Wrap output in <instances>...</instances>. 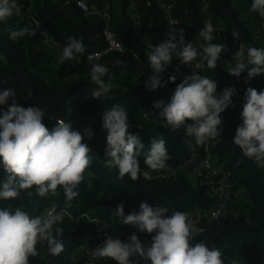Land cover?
<instances>
[{
    "label": "trees",
    "instance_id": "1",
    "mask_svg": "<svg viewBox=\"0 0 264 264\" xmlns=\"http://www.w3.org/2000/svg\"><path fill=\"white\" fill-rule=\"evenodd\" d=\"M78 1L23 0L22 15L13 13L8 19L0 21V54L6 57V60H0V91L12 88L22 106L41 108L45 113L43 122L49 129L58 119H63L71 123L75 130L91 128L94 133L91 140L86 136L83 140L91 149L89 155L92 163L83 174L84 178L76 189L79 195L71 201L70 207H66L62 188H58L55 195L49 194L47 197L37 196L33 188L21 190L20 197L16 199L0 198V209L11 206L15 210L19 207L32 217L43 216L52 206L57 207V213H64L63 222L58 225L63 228L64 251L59 256H53L42 242L37 245L39 254L30 258V264H116L115 261L99 257L97 260H90L84 255L79 257L77 250L85 245L93 247L99 228L111 224L121 233L120 239L132 233L152 239L154 233L137 232L133 226L121 223L120 218L114 215V209L121 203L125 215L133 210L138 212L140 204L144 202L152 207H157L161 202L169 206L172 212L184 213L190 210L209 213L217 203L209 196L207 186L202 185L201 180L194 183L185 171L168 179H146L142 176L143 171L151 170L144 164V153L152 137L159 136L166 140L169 163L176 170L190 158V149L195 143L194 138L186 136L185 126L173 131L159 116L160 110L154 109V101L167 102L171 95L166 99L154 96L139 80L142 74L152 70L147 61L151 53L149 44H159L167 39V34L176 35L178 40L179 29L184 30V36L196 31L200 43L206 45L199 35L205 26L200 1L162 0L182 7L190 20L187 25H177L175 30H171L160 0H151L152 8L147 0H108L111 4L110 25L130 51L112 52L101 59H91V62L90 54L104 47L101 34L106 22L99 20L93 23L77 6ZM86 1L89 5L103 6V0ZM205 1L210 13L223 21L230 32L238 33L239 39L248 47L262 48L251 32L255 21L260 18L257 12L251 10L252 0ZM133 3L150 18V22L145 23L139 31L134 29L130 14ZM26 26L35 29L36 35H26L16 41L10 39V31ZM41 31L51 35L56 46L44 44ZM69 37L81 39L85 51L79 62L61 63L59 57ZM213 37L212 42L220 44L214 34ZM134 53L139 56L138 59L134 58ZM226 58L223 51L216 68L210 69L221 86L227 80V73L221 65ZM95 63L105 65L112 77L111 80L108 75L104 77L111 89L100 98L92 95V90L97 88L90 78ZM234 80L240 87L264 90V75L248 80L245 71L239 77L234 76ZM221 93L217 90V95ZM10 104L11 99L8 101ZM113 104L124 106L128 114L129 131L138 133L145 145L138 157L141 171L135 181L127 175L119 178L116 168L106 166V131L102 129V113ZM8 105H0V115L7 111ZM221 117V135L214 138L215 155L244 189L248 205L236 215L207 223V230L198 237L197 242L202 241L210 248H218L224 264H264V167L245 157L233 143L236 128L242 123L235 107L227 108ZM7 176L0 164V181ZM28 191L33 193L31 197L27 195ZM87 238H91L92 243ZM141 242L146 247L151 245V242ZM140 264L150 262L141 260Z\"/></svg>",
    "mask_w": 264,
    "mask_h": 264
},
{
    "label": "clouds",
    "instance_id": "2",
    "mask_svg": "<svg viewBox=\"0 0 264 264\" xmlns=\"http://www.w3.org/2000/svg\"><path fill=\"white\" fill-rule=\"evenodd\" d=\"M17 9L16 0H0V21L11 17ZM251 10L264 18V0H252ZM177 40L176 35L167 34V39L157 44L148 55V65L154 75L145 82L148 90H156L162 85L163 73L171 64L173 53L177 52L183 64L190 65L198 56L197 48L185 42L184 30ZM215 29L211 21L200 30L199 35L206 42L201 45L203 59L210 69L216 68L217 61L224 51L223 44L213 43ZM35 36V29L23 27L10 31V39L16 41L25 36ZM238 39V33L232 32ZM85 51L81 39L69 37L59 57L65 61L79 62ZM236 64L229 71L235 77L247 72L250 80L264 73V48L240 46L234 53ZM0 60H6L0 54ZM91 62V57H89ZM109 69L100 63L91 68V81L97 85L92 90L94 98H100L110 91V84L104 77ZM175 82L176 77H169ZM247 82V81H246ZM237 90L225 88L217 95V82L202 75H188L177 85L169 101H154V109L166 121L173 131L185 126L187 137L194 138L196 145H202L208 139L221 135L223 123L221 114L233 105L232 97ZM12 88L0 91V105H8L7 111L0 115V164L8 174L0 181V198L4 200L20 197L21 190L35 189L39 197L55 195L62 188L66 207L79 193L78 185L85 171L92 163L91 149L83 142L85 136L91 140L94 136L91 128L75 130L73 125L58 119L49 129L44 121L45 113L37 106H22ZM245 103L240 118L242 123L236 128L233 143L243 155L253 159L264 167V90L257 91L248 87L244 94ZM130 124L126 109L121 104H113L102 113V129L106 131V166L116 168L119 178L129 176L133 181L139 178L138 157L145 145L138 133L129 131ZM170 159L166 140L155 136L144 153V164L151 170L163 169ZM28 191L27 195L32 196ZM114 215L121 223L133 226L137 232L153 234L150 246H145L136 233L127 241L118 237L107 238L95 248L94 257L115 261L116 264H224L218 248L209 247L204 242L191 244L200 229L190 222L186 213L174 211L169 214L166 206L152 207L141 203L139 211L133 210L125 215L123 203L114 209ZM64 213H49L47 216L32 217L19 207L0 209V264H30V258L39 253L37 245L45 243L48 252L59 256L64 251L62 241ZM136 258V259H133Z\"/></svg>",
    "mask_w": 264,
    "mask_h": 264
},
{
    "label": "built area",
    "instance_id": "3",
    "mask_svg": "<svg viewBox=\"0 0 264 264\" xmlns=\"http://www.w3.org/2000/svg\"><path fill=\"white\" fill-rule=\"evenodd\" d=\"M22 1L23 0H16L17 9L14 10V14L17 16H20L23 13ZM199 1L201 4V12L204 15L205 24L211 21L215 29L213 34L216 40L225 46L224 53L226 54L227 58L224 59L221 64L223 70L227 73L225 85H219L218 78L215 76L213 71L207 67V62L203 59V49L200 47L202 44L198 39L196 31L184 36L185 42L192 43L198 51L197 58L193 60L190 65L181 63L177 54V50V52L173 53L171 64L163 73L159 74L162 78L163 86L156 90H148L145 87V82L148 81L150 76L154 75L152 70L142 74L139 83L142 84L143 87L154 96L166 99L169 95L174 93L175 88L183 81L184 77L188 75L207 76L208 78L217 82V90H220L221 92L227 87H233L237 90L236 94L232 97V100L236 109V115L240 118L241 112L243 110V104L245 103L244 94L247 88L237 85L235 83L234 76L231 75L229 71L235 66L237 62L234 53L241 45L244 46L245 50L248 48V45L241 41L239 37L236 39L232 35V32H230L227 28V25L223 21L216 19L210 13L209 6L205 0ZM160 4L168 18V25L171 30H175L177 25H187L190 22L186 11L182 7H178L174 2H165L160 0ZM77 6L89 17H95L98 20H104L106 22L105 28L101 34L104 47L94 50L89 56L91 59H101L106 54L112 52L127 53L130 51L123 40L119 38L115 28L110 25L111 4L108 0H103L102 7H99L95 4L89 5L86 0L78 1ZM130 14L134 29L137 31L141 30L145 23L150 22L149 16L145 12L141 11L135 3H133L130 8ZM251 32L255 40L258 42L259 47L264 48V18L260 17L255 21L254 26L251 28ZM40 33L42 35L44 44L48 46L54 44L53 46H56V43H54L51 35L46 34L43 31ZM155 46L156 44L150 43L149 50L152 52ZM134 58L138 59L139 56L134 53ZM172 75H175L176 77L174 83L169 79V77ZM261 75H264V73H261ZM260 78H262V76ZM215 143L216 142L214 139H208L202 145H196L194 143L190 149V158L177 170L170 166L168 159L166 166L163 169L149 171L145 170L142 172V176L146 179H168L178 176V173L180 171H184V169L194 159L197 160L195 167L200 168L201 171L193 181L194 183H197V181L201 180L202 185L207 186L209 196L216 200L217 203L216 206L209 211V213H203L198 210H190L186 213L190 222L200 229L199 233L193 237L191 241L193 246L197 243L198 237L207 230V223L220 220L229 215H236V213H238L241 208H245L248 205L245 198L244 189L239 186L238 182L235 180L234 174L231 171L226 170L223 164L220 163L218 157L215 155ZM157 206H166L169 209V214L172 213L170 207L166 204L159 202ZM49 213H57V207L52 206L49 208L47 212L41 216V218L47 216ZM136 234L138 235L140 241L152 242L151 238L139 233ZM130 235L131 234L127 235L121 240L127 241ZM107 236H111L110 232H108V227L104 226L99 228L98 232L96 233L94 245L90 252V260H97L98 257H94L93 252L95 248L107 238Z\"/></svg>",
    "mask_w": 264,
    "mask_h": 264
},
{
    "label": "rangeland",
    "instance_id": "4",
    "mask_svg": "<svg viewBox=\"0 0 264 264\" xmlns=\"http://www.w3.org/2000/svg\"><path fill=\"white\" fill-rule=\"evenodd\" d=\"M201 171L200 168H197L195 167L194 169H192V171H190L188 174H189V177L190 179L193 181L194 179H196L197 175L199 174V172ZM108 232H110L111 235H114L115 237H118L120 239L121 237V233L111 225H109L108 227ZM88 240L91 239V238H87ZM89 243H91V241H89ZM86 245L84 246L85 249H82V251H77L79 254V257L81 256H86V257H89L90 258V252H91V246H88L87 249L88 251H85L86 250ZM82 253V254H81ZM78 256V255H77Z\"/></svg>",
    "mask_w": 264,
    "mask_h": 264
},
{
    "label": "water",
    "instance_id": "5",
    "mask_svg": "<svg viewBox=\"0 0 264 264\" xmlns=\"http://www.w3.org/2000/svg\"><path fill=\"white\" fill-rule=\"evenodd\" d=\"M147 2H148V4H149V6L152 8V3H151V0H147ZM250 159V158H249ZM251 160H253V159H251ZM197 164V160L196 159H194L185 169H184V171L186 172V173H189L190 171H192V169L195 167V165Z\"/></svg>",
    "mask_w": 264,
    "mask_h": 264
},
{
    "label": "crops",
    "instance_id": "6",
    "mask_svg": "<svg viewBox=\"0 0 264 264\" xmlns=\"http://www.w3.org/2000/svg\"><path fill=\"white\" fill-rule=\"evenodd\" d=\"M91 19H92V21H93V23H96L97 21H99L97 18H95V17H90ZM90 240V239H89ZM91 241V243H92V241L93 240H90ZM88 246H91V245H88ZM87 246V247H88ZM87 247H86V250L85 251H88V249H87ZM82 249H85L84 248V246L83 247H81V248H79L77 251H82ZM91 249H92V246H91ZM78 253V252H77ZM82 254V253H81ZM78 256H79V254H77Z\"/></svg>",
    "mask_w": 264,
    "mask_h": 264
}]
</instances>
